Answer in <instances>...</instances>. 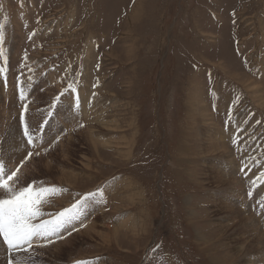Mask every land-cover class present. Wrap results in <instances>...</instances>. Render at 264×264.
I'll return each instance as SVG.
<instances>
[{
	"label": "rangeland",
	"instance_id": "1",
	"mask_svg": "<svg viewBox=\"0 0 264 264\" xmlns=\"http://www.w3.org/2000/svg\"><path fill=\"white\" fill-rule=\"evenodd\" d=\"M0 35V177L103 216L4 264H264V0H0Z\"/></svg>",
	"mask_w": 264,
	"mask_h": 264
},
{
	"label": "snow or ice",
	"instance_id": "2",
	"mask_svg": "<svg viewBox=\"0 0 264 264\" xmlns=\"http://www.w3.org/2000/svg\"><path fill=\"white\" fill-rule=\"evenodd\" d=\"M2 42L3 36L0 35V43ZM0 55H3L2 48H0ZM2 71L3 69L0 68V72ZM58 99L59 97H57ZM55 103L56 101H53L54 105ZM24 107L26 111L27 105ZM53 114L49 112L48 115L51 116ZM23 135L28 138V144L33 143L27 124H24ZM59 139L60 137L58 136L53 143L58 142ZM35 155L39 156L40 153L36 152ZM32 156L33 153L30 151L25 159ZM18 171L19 168L16 171H11L6 179L0 177V189L4 192L3 198H0V238L6 244L7 251L9 253L29 252L30 250H34V245L46 247L52 244L54 242L53 237L57 240L64 239L61 230L63 229L65 232H68V226H72V231H76L77 229L73 225V221L79 219L81 207L86 206L89 199H95L97 193H88L70 207L57 211L55 215L49 218H45L46 214L42 208L49 202L46 197L49 193H54L56 188H34L31 183L23 186L26 181L20 180V177L17 175ZM10 182H18L19 186H12ZM249 195H252V193L250 192ZM260 207L264 211V201L261 202ZM81 227H83L82 223ZM68 235H71V232H68ZM8 264H15L14 258L9 259ZM76 264H86V262L77 261Z\"/></svg>",
	"mask_w": 264,
	"mask_h": 264
},
{
	"label": "bare ground",
	"instance_id": "3",
	"mask_svg": "<svg viewBox=\"0 0 264 264\" xmlns=\"http://www.w3.org/2000/svg\"><path fill=\"white\" fill-rule=\"evenodd\" d=\"M10 7V6H9ZM137 14V13H136ZM136 16V15H135ZM260 26V25H259ZM3 28V27H2ZM12 28H13V30H14V32H15V34H18L19 36H20V41H21V39H22V36L20 35V30H19V28L15 25V24H13V27H11V30H12ZM1 30H3V29H1ZM222 38V37H221ZM261 47V46H260ZM10 79H12V78H10ZM13 81L11 80V83H12ZM198 84V83H197ZM192 85H193V83H192ZM252 87H253V89L254 90H257V88L258 87H256L254 84L252 85ZM10 89H12V88H10ZM4 93V92H3ZM7 96H9V97H7ZM5 97H7L8 98V100H9V102H5V101H1V102H4V104H2L1 105V107L4 109V113L6 114H8V117H9V119L8 120H10V119H12V116L10 115V113H11V111H12V103H17V100H16V95H15V91L14 92H10L9 94H6L5 93ZM200 97V96H199ZM198 97V98H199ZM12 99H13V101H12ZM87 99L88 98H86L85 97V95H82V99H81V102L83 103V112L86 114V112H87V110H89L90 108L89 107H87ZM191 99V98H190ZM199 100H200V102L202 101V99H200L199 98ZM89 101V100H88ZM76 102H77V99H74V105H76ZM88 104H89V102H88ZM89 106H90V104H89ZM198 107H200V106H198ZM204 107V106H203ZM201 108V107H200ZM201 112V111H200ZM214 112V111H213ZM204 113H202V115H203ZM189 116V115H188ZM208 120V119H207ZM12 122V121H11ZM18 123H19V121H18ZM13 124H14V122H13ZM207 124V123H206ZM215 124V123H214ZM211 126V125H210ZM209 126V127H210ZM68 128V127H67ZM213 128V127H212ZM218 129H220V128H218ZM222 129V128H221ZM236 130V129H235ZM224 131V130H223ZM15 134L16 133H18V135H20V131H19V125H18V129H15V131H13ZM231 133H233V132H231ZM212 135V134H211ZM21 136V135H20ZM208 136V135H207ZM213 136H214V134H213ZM225 136V134L223 133V132H221V131H217L216 132V135L213 137V140H222V138ZM70 138H72V137H68L67 138V140H69ZM7 139V138H6ZM12 141V140H11ZM210 141H212L211 139H210ZM213 142V141H212ZM226 142V141H225ZM20 143V146H24V143L23 142H19ZM99 143V142H98ZM109 142L108 141H106V140H104V147H105V145H107ZM212 144V143H211ZM210 144V145H211ZM225 144V143H224ZM227 144V143H226ZM98 145V144H97ZM102 145V144H101ZM214 145V144H213ZM219 145V144H218ZM7 146H9L8 144H7ZM99 146V145H98ZM98 146H96V147H98ZM103 146V145H102ZM226 146V145H225ZM69 147V146H68ZM61 148H62V151H64V152H66V149H67V147L65 146V143L64 142H62V144H61ZM219 148H221V147H219ZM9 149H11V150H13L12 149V142H10V146H9ZM24 149V148H23ZM227 149H228V147H227ZM227 149H226V147H224L223 148V150L224 151H222V152H225L226 153V151H227ZM14 151H16V149H14ZM26 153V152H25ZM228 159H229V156H228ZM224 160V159H223ZM234 161V160H233ZM232 160H231V162H233ZM236 162V161H235ZM235 164V163H234ZM23 176H25V174L24 173H26V172H28V170H29V168H28V165L26 166V165H23ZM54 165L53 164H47L46 165V171H48V172H52V170H54ZM69 174V173H68ZM63 176H67V174L65 175H63ZM68 176H71L70 178H66V180H65V178H64V180H61V182L60 183H64V184H67V185H74L75 184V182H76V179L75 180H73L72 179V176L74 177V178H77V175H75V174H69ZM232 176V175H231ZM219 177H217V179H218ZM251 179V178H250ZM219 181V180H218ZM234 181V180H233ZM13 185V184H12ZM234 185V184H233ZM4 193V192H3ZM0 195H1V193H0ZM58 201V200H57ZM63 201V200H62ZM97 208H99L98 206H96ZM95 211H97V210H94V212L93 213H95ZM254 214V213H253ZM93 215V214H92ZM101 216V217H103L102 216V211H99L98 213H96L93 217H90V219H89V221H88V223H86L87 224V226L85 227L86 229H84V230H82V231H80L78 234H89V233H92V232H95V229H96V226H94L93 224L97 221V219H96V217H98V216ZM244 217V216H243ZM247 219H249V218H252L253 220H254V218H253V216H251V214H250V216H247L246 217ZM82 217L80 216L79 217V219L77 220L78 222H83L82 221ZM231 220V219H230ZM85 222V221H84ZM78 224H80V223H77V225ZM77 233H74V234H72L71 236H69L68 235V232H65L64 230H62V235L64 236V238H66L64 241H61L60 243H59V245H57L56 246V249L58 250V253H60V252H62V250H63V246H66V245H68V246H72L73 245V243H74V240H75V238H76V234ZM69 236V237H68ZM264 238V237H263ZM250 239V238H249ZM262 239V238H261ZM253 243V242H252ZM46 250H48V249H50L51 248V246L49 245V246H46V247H44ZM243 251V250H242ZM3 254H6V248H4V246L2 245V242H1V240H0V258H1V256L3 255ZM4 257V256H3ZM5 258V257H4ZM6 260V259H5ZM1 261V260H0ZM2 262V261H1ZM6 262V261H5ZM3 263V262H2ZM4 264V263H3Z\"/></svg>",
	"mask_w": 264,
	"mask_h": 264
}]
</instances>
